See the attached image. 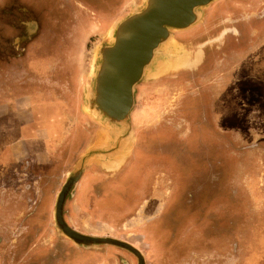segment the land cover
<instances>
[{
  "label": "rangeland",
  "instance_id": "1",
  "mask_svg": "<svg viewBox=\"0 0 264 264\" xmlns=\"http://www.w3.org/2000/svg\"><path fill=\"white\" fill-rule=\"evenodd\" d=\"M34 1L21 0L18 4L17 0H4L0 3V56L3 57L4 63H30V61L24 60L26 54L27 56L33 54L30 47L39 49L43 47L45 42L50 43L53 40L57 46L60 39L64 42L62 50H48L46 63H73L76 65V69L80 73L79 76H82L78 83L79 91L83 85L85 91L86 86L92 82L95 69L100 63L101 49L105 45L112 44V35L116 24L130 13L141 10L145 5V0H114L116 14L113 17L109 19H99L97 16L94 17L95 19L89 17L84 25L88 27V32L82 34V36L79 32V35L76 34L75 37L72 28L76 20L61 18V12L64 10L63 6L70 3L68 0H52L49 8L41 4L39 7H35L38 3ZM209 5L199 9L201 15L199 20L190 27L186 29H169L171 39L160 48L161 52L134 86L133 106L128 118L124 121L126 132L117 131L115 133L117 150L114 148V137L112 139L107 132L102 133V131H99L102 123L89 116L83 108L85 104L84 92L82 100L79 97L77 98L79 116L64 115L62 117L65 125L64 134L67 137L65 141L68 142L71 139L72 128L75 124H77L78 129L82 125L84 130L81 139L78 141V147L82 150V155L88 148L102 150V153H97L88 160L92 159V162L101 164L98 167H101L102 170L105 167L104 170L107 171L117 170L121 163L128 159L124 167L125 169L129 168L123 179H120L118 186L126 187L127 185L130 190L140 183L139 188L144 190L146 178L143 176L141 178L140 171L143 164H146L147 159L144 156L147 146L143 150L140 147L139 137L136 141L137 129L143 130L148 135V140L152 144L148 143V148L151 150L150 152L148 149V159L155 164L157 160L155 147L158 143L154 137L157 135L155 125L161 126L164 129L163 131L166 132V135L161 139L162 145H170L172 140L178 142H176L175 148L176 155L169 149L168 153L158 157L159 161L164 165H168L167 163L174 160V164L177 166L176 170L178 171L179 168L181 177H184L181 183H183L182 187L185 191L191 190L195 195L213 192L209 197L210 201L215 204L223 203L227 207V211L218 216L220 220H227L229 224V227L225 229L227 239L224 242L218 240L220 247H217L218 243L216 245L214 240H211L213 241V248L217 247L221 251H237L238 255L242 256L241 264H264V186L262 183L259 195L255 197L252 194V185L249 179L253 176V172L261 173L260 168L262 165V163L251 164L250 162L255 161L253 159L255 156H264V154H260L264 150L262 148L264 147V63H236V61L234 63H223L217 66L211 78L198 79L196 85L189 84L188 80L191 73L195 72L196 75H201L199 68L202 65L199 66V63H201L203 51L200 49L202 43L198 45V48H193V45L189 43L191 42L189 41L190 38L193 39L199 36L201 29L196 30L199 31L198 34L193 32L181 35L179 38L175 37L178 33L187 32L200 24ZM224 7L223 4L214 6L208 13V19ZM34 8L41 11L44 16L40 21L41 32H38L37 37H26L23 40L21 37L26 35V31H24L26 26L24 22L16 21L14 12L28 11L31 13ZM83 11L87 12L85 9ZM19 25L20 27H18ZM226 31L227 28L223 29L218 36L210 40L218 39ZM2 32L5 34H1ZM60 33H62L61 36H59ZM16 38L19 39L16 40ZM61 46L62 44H60ZM258 50L263 51L264 45ZM257 56L264 59V54L261 56V53H258ZM40 59H43V57L37 59L36 63H39L38 60ZM253 59V56L246 58L248 61ZM40 62L43 63L44 60H40ZM22 73L21 75L24 74ZM206 86L210 87L212 93L208 98L203 99L200 97V93L203 92V88ZM191 95L195 96V99L198 97L192 101L195 104L190 106L191 111L194 110V113H189L186 109L188 97ZM177 107L185 108V110L180 109V111H177ZM92 129L97 131L91 135L89 131H92ZM189 129H192L191 132H189ZM125 134L129 138H119ZM195 134H197V137L191 143ZM96 140L97 142H95ZM5 141L4 138L2 142L5 143ZM145 141L143 139V143ZM118 142H121L120 145ZM252 144L259 146L258 149L249 147ZM78 147L68 146L67 149L63 147L62 154L64 156L59 157L60 164H57V167L62 168L66 154L67 156H69V153L71 155L72 151ZM135 150H137L136 154L132 155ZM93 159L95 160L93 161ZM153 172H155V168L150 169L151 176L149 179L147 178L148 182L153 183L156 179ZM18 177V173L13 169L5 171L1 178V190L25 189L27 182L25 183L23 180L20 183ZM31 177L32 175L28 176L29 180ZM25 180H27V175ZM20 184L22 186L18 187ZM204 184H206V188ZM87 185L89 184L87 183L85 187L81 188V195H86L88 192L89 186ZM178 186L179 184H177ZM151 190L149 185L147 192L133 203L135 204L134 207L139 202L142 203L144 198L147 199L146 204L148 205L158 203L160 195L154 194L155 192H151ZM150 195H153V197ZM169 199L170 201L174 200V196L172 195ZM117 201V198L113 196L100 202V205L107 209L114 206ZM39 206L40 204L37 205V207ZM65 211H67L66 216H70V218H67L68 221L72 225H76L75 228L85 232L113 234L111 233L112 230L110 231L108 227L101 223V221L108 222V219H110L108 211H103L98 215L94 212L89 215V211L85 210L83 212L86 217H78L82 211L78 212L77 215L75 209L69 206ZM31 213V211L0 213V218L4 223L0 226V257L3 253L4 264H11L10 256L12 255L16 257V264H28L30 253L45 245L49 239L50 241L51 239L54 240L56 243L54 244V250L59 247L64 249L63 251L58 249L53 252L55 257L60 258L65 253L68 255V264H80L81 260L78 261L77 259L81 255L71 251L70 245L73 242L63 240L65 236L56 227L53 212L49 213L42 210L39 213L35 212V215H30ZM138 216H141V211L138 212ZM147 216H150V212L147 213ZM231 223H237L238 228H231ZM127 230L130 229L127 228ZM151 230L155 232L154 228ZM221 230L223 232V229L213 228L216 233ZM118 232L121 231L116 230L115 234ZM138 242L140 241L136 239L135 245H137L134 247L137 249L139 247ZM66 245L69 247L66 248ZM159 248H161L160 244ZM88 250L84 249L83 252ZM140 250V253L145 257L146 252ZM43 255L38 254L36 264H40L39 258ZM90 256L91 254H87L81 259L87 261V257Z\"/></svg>",
  "mask_w": 264,
  "mask_h": 264
},
{
  "label": "crops",
  "instance_id": "2",
  "mask_svg": "<svg viewBox=\"0 0 264 264\" xmlns=\"http://www.w3.org/2000/svg\"><path fill=\"white\" fill-rule=\"evenodd\" d=\"M3 1L0 0V3ZM59 45L57 43L56 46V42L53 40L50 43L45 42L39 49L30 47L31 51L33 50L32 56L26 54L24 57V60L26 59L30 63H4L3 57L0 56V140L2 143L0 145V213L27 211L32 209L33 204L35 205L38 200L41 206L39 212L40 210L53 212L59 190L82 156L78 141L81 139L83 129H78L75 124L72 128L71 139L68 142L65 141L67 137L64 134L65 125L62 118L64 115L79 116L77 98L82 100L84 85H81L79 91L78 83L82 76H79L80 73L73 63H46L47 51L51 49L61 51ZM50 46L51 48H49ZM27 50L31 52L29 49ZM41 52L43 53L41 54ZM41 57L43 59L40 60H44V62L41 63L38 60L39 63H36V60ZM20 70L24 73H22L23 75ZM96 131V129H92L91 135ZM4 138L5 143L2 142ZM68 146L78 148L73 150L71 155L70 153L69 156L66 154L62 168L57 167V164H60L59 157L64 156L62 148L67 149ZM79 150L80 152H78ZM127 162L128 159L117 170H114L115 174L120 173L123 176L124 166ZM93 165L101 164L95 162L86 164L72 193L65 199L63 216L65 206L75 209L76 213L87 210L89 215L98 210L93 207V200L94 198L98 199L101 195L100 188L89 187L87 194L90 208L86 207L84 198L79 197V189L86 180L87 174L92 173ZM8 169H13L18 173L20 183L27 175L28 183L25 189L1 190V178ZM104 169L106 168L104 167ZM100 170H102L101 167ZM29 175H32L30 180L28 179ZM19 186L21 187L22 184ZM136 187L137 185L133 187L134 189L129 190L126 185V187L121 186L112 190L109 197H116L117 203L107 209L100 207V213L103 212L102 210L110 213L108 220L111 221L114 228H129L130 233L137 234L136 236L141 234L149 241H162L163 246L157 247L155 253V264H241L242 256L238 255L237 251L221 252L217 248L207 247L205 245L207 234L196 232L193 229L184 233L183 237L181 236L182 241H179V248L175 245H167V240L173 237L174 217L171 216V213L165 214L164 210H159L161 214L157 213L154 215V219H151L150 216H147L150 210L142 209L140 202L134 207L133 203L139 197ZM139 211H141V216H138ZM68 217L70 218V216ZM69 223L67 224L69 225ZM2 224L4 223L0 218V226ZM238 226L237 223L230 224L231 228H238ZM152 228L155 232L151 230ZM69 240V238L65 239L66 242ZM50 244L51 246H49ZM54 244H56L55 241L49 239L45 245L35 250V254H44L39 258L40 264H50L49 256L46 254H53ZM104 245L84 246L73 243L70 245V249L81 254L84 249L94 250ZM67 247L69 246L66 245ZM138 250L141 251L139 248ZM1 257L4 258L3 253ZM10 257L11 264H16L15 255ZM29 257L28 264H33L34 262L32 263ZM58 262V264H62L60 261ZM66 263L68 264V260Z\"/></svg>",
  "mask_w": 264,
  "mask_h": 264
},
{
  "label": "flooded vegetation",
  "instance_id": "3",
  "mask_svg": "<svg viewBox=\"0 0 264 264\" xmlns=\"http://www.w3.org/2000/svg\"><path fill=\"white\" fill-rule=\"evenodd\" d=\"M18 4L21 0H17ZM26 1V0H25ZM70 3L63 6V11L61 12V18H68L71 20H76L74 27L72 30L76 34L79 35V32L82 34H86L88 32V27H85L86 21L89 19V17L95 19L94 17L100 18H106L109 19L113 17L116 14V6L114 0H68ZM34 2H37L38 4L35 5V7H39L40 4L44 5V7L49 8L51 5L52 0H35ZM220 4L225 5V7L221 11H217L212 18L208 19V13L209 11L214 7L218 6ZM14 6V5H13ZM85 9L87 12L83 11ZM217 9V7H216ZM86 13V14H85ZM91 13V14H90ZM94 15V16H92ZM14 17L17 22H24L26 28L24 31H26V35L22 36L21 38L24 40L26 37H37L38 32H41V24L40 21L44 16L41 14V11H37L35 8L33 9V12H14ZM83 18V19H82ZM64 26V24H63ZM20 27V25L18 26ZM34 27V28H33ZM227 28V31L220 36L218 39L211 41L210 39L218 36V34L223 30ZM201 29V33L197 38H190L189 42L193 45V48H198V45L202 43V46L200 49H202V56H201V63H199V68L201 70V75H196L195 72L189 76V84L196 85V81L198 79L206 80L207 77L211 78V75L213 71L217 68V66L222 65L223 63H264V59L261 57L259 58L257 56L258 53H261V56L264 54V50L259 51L258 49L263 47L264 45V0H217L214 2H211L208 9L204 12L203 20L200 24L193 27L191 30L187 32L178 33L175 38H179V36L184 34H191L193 32H197L196 30ZM199 32V31H198ZM197 32V34H198ZM19 38H16V40ZM208 40V41H207ZM20 41V40H19ZM23 42V41H21ZM204 42V43H203ZM62 44L60 47L61 50L63 48V41L58 40V44ZM60 46V45H59ZM200 47V46H199ZM65 49V48H64ZM263 53V54H262ZM253 56V60H246V58ZM199 70V71H200ZM198 72V71H197ZM210 87L208 86L203 88V92L200 93V97L203 99L208 98V96L211 94ZM195 95V94H194ZM193 97V98H191ZM195 96H189L188 97V103L186 109L189 111V113H194V110L191 111V105L195 104L194 98ZM207 105V103H206ZM180 109L185 110V108L177 107L176 110L180 111ZM95 125V124H93ZM91 126V125H90ZM155 132L157 133L156 136V149L155 154L157 156V160L154 164V162L149 161V144L150 140H148V135L145 134L143 130L137 129V135H136V141H138V137L140 139V147L144 149V147L147 146V149L145 151L146 157V164H143V167L140 171L141 178L142 176L146 178L145 183V189L141 190L140 183L137 184L136 190L138 191V198L139 200L141 195H144L147 192V187L150 185L151 192H155L154 194L160 195L158 198V203L156 204H146L147 199L144 198L142 200V209L147 208L150 210V218L154 219V215L161 212L159 210H164L163 213L168 214L171 213V216L174 217V225L172 228V236L169 238L166 242L167 245L180 247L179 241H182L181 236L184 235V233L189 232L190 229H193L196 232H203L207 234V239L205 240V245L211 246L213 248V241L217 247H220V242H224L227 239V233L226 230L227 227H229V224L227 220L222 221L219 219V215L223 212L227 211L226 205L223 203H212L209 199L211 194L213 192L205 193L202 195H195L191 190H186L182 187L183 183H181L182 180H184V177H181L180 171L177 166L174 164V160H172L170 163H167L168 165H164L162 162L159 161L158 157L163 156V154L168 153V150L170 149L175 155H176V142L177 140H172V144L170 145H162V138L164 135H166V132H164L163 128L161 126L155 125ZM82 127V125H81ZM80 127V129H81ZM93 127V126H91ZM83 129V127H82ZM84 130V129H83ZM151 131L153 129H150ZM192 129H189V132H191ZM146 131V130H145ZM92 132V131H89ZM82 134V133H81ZM197 134H195V137L192 142H194ZM201 136V135H199ZM152 137V136H151ZM143 139L146 141L143 143ZM155 142V141H154ZM149 143V144H148ZM257 143V142H256ZM137 144V142H136ZM135 144V146H136ZM152 145V144H150ZM253 149H258L256 144H252L249 146ZM264 148V147H262ZM149 149V150H148ZM148 150V151H147ZM133 151L132 155L136 154ZM151 152V150H150ZM259 153V152H258ZM173 154V156H174ZM264 154V150L262 153ZM255 156L253 159L254 162H250L251 164H261L260 172L261 173H255L253 172V176L249 178L251 180L252 185V194L256 197L259 195V190L261 189L260 186L263 183L264 186V156ZM173 158V157H172ZM263 159V160H261ZM131 162V160H130ZM243 162V161H242ZM132 162L130 163V165ZM129 168V167H128ZM127 168V169H128ZM155 168L154 177L156 179L153 183L150 181H147V178L151 176L150 169ZM125 169V171H127ZM170 170V171H169ZM123 172V176L126 172ZM115 171H105L100 170V168L96 165H93L92 173H88L86 180L83 182L79 189V197L81 196L84 198V202L87 208H90L91 205L88 204V192L86 195H80L81 188L87 186H92L93 188L101 189V195L97 198H94L93 200V207L97 208L98 210L94 213L97 215L100 213V202H102L105 199H109L110 193L112 190L120 187L118 186L120 179H123V176L120 175V173L115 174ZM23 175V174H22ZM153 178V174H152ZM23 179L25 183L28 181ZM29 179V178H28ZM177 184L179 186L177 187ZM27 185V184H26ZM148 185V186H147ZM206 184H204V187ZM89 189V188H88ZM173 192V193H172ZM262 194V193H261ZM164 195L166 196L164 198ZM174 196V200L170 201L169 197ZM153 197V195H150ZM151 198V197H150ZM149 199V197H148ZM135 201V202H136ZM39 200L37 203L32 206V209H28L27 212H32L30 215H35L36 213H39V209L41 206L37 207ZM134 202V203H135ZM68 206H65V209ZM84 211V210H83ZM77 213L78 217H86L84 215V212ZM105 211V210H102ZM152 211V212H151ZM41 212V210H40ZM67 211H64V220L66 223H68V219L66 216ZM86 213V212H85ZM87 214V213H86ZM37 215V214H36ZM80 219V218H79ZM83 221V219H81ZM219 220V221H218ZM24 223V222H23ZM102 224L105 225V227H108L113 234L109 233H93V232H85L83 230H80L78 228H75L69 223V226L73 228L74 230L84 233L87 235L97 236V237H111L115 238L124 242H129L132 244V246L135 245L136 239H138V248L142 249L145 253L144 263L146 264H153L155 260V253L157 250V247H159V244L163 246L162 241H149L145 236L132 234L135 236H131L129 234L130 231L127 230V228H118L115 229L111 223V221H101ZM220 228L223 229L221 231H213V228ZM119 230L121 232H118L115 234V231ZM180 232V233H179ZM182 232V234H181ZM183 237V236H182ZM192 238H194L192 236ZM65 240V238H63ZM203 244V242H202ZM214 245V246H216ZM214 247V248H217ZM60 251H63V248H58ZM58 249H55L57 251ZM67 251V250H66ZM221 251V250H220ZM35 252V251H34ZM30 254L32 263L34 262L36 264V260L38 257V253ZM140 252V251H139ZM222 252V251H221ZM87 254H91L90 257H87L86 259H81ZM49 256L50 264H58L60 261L62 264H67L66 261L68 260V255L65 253L61 255L60 258L55 257V254H46ZM81 257H79L77 260L80 261V264H138V257L129 249H126L125 247L118 246L115 244H105L101 248L97 249H89L88 251L83 252L81 251ZM143 256V254H141ZM31 263V262H30ZM33 263V264H34ZM0 264H4V258H0Z\"/></svg>",
  "mask_w": 264,
  "mask_h": 264
},
{
  "label": "water",
  "instance_id": "4",
  "mask_svg": "<svg viewBox=\"0 0 264 264\" xmlns=\"http://www.w3.org/2000/svg\"><path fill=\"white\" fill-rule=\"evenodd\" d=\"M212 1L214 0H146L141 10L135 11L119 22L115 33V42L110 46L105 45L101 49L100 63L95 69L92 82L86 86L84 91L85 104L83 108L89 116L102 123L103 126L101 125L99 131H102V133L107 132L111 135L112 139L114 137L115 150H117L115 133L117 131L126 132L124 121L128 118L133 106L134 86L143 75L142 69L149 64L145 62L150 56L151 51L157 46L161 37L170 33L169 29H186L198 21L201 16H198V12L200 13L199 9L209 5ZM133 31L136 32V36L144 35L142 46L141 41L139 42L140 45L136 46V50L138 51L136 59H123L122 63H107V59L111 56L110 54L117 47L122 51L125 47L127 50L128 47L129 50L131 49L130 44L125 46L124 44L129 32ZM146 37L147 40H145ZM142 51L144 54L143 58ZM118 85L123 86V98L116 91ZM127 137L128 135L125 134L119 138L126 139ZM88 149L81 156L75 169L68 175L57 194L53 211L55 225L65 237L69 238L76 245L95 246L100 244H115L132 251L138 257V264H145L139 250L131 244L111 237H97L80 233L71 228L63 218L65 199L72 193L86 164L92 162V159H88L97 153H102L100 149Z\"/></svg>",
  "mask_w": 264,
  "mask_h": 264
},
{
  "label": "bare ground",
  "instance_id": "5",
  "mask_svg": "<svg viewBox=\"0 0 264 264\" xmlns=\"http://www.w3.org/2000/svg\"><path fill=\"white\" fill-rule=\"evenodd\" d=\"M132 13H134V12H132ZM132 13H130V14H132ZM199 15H200V13L198 12V16ZM122 20H120V21H122ZM119 22L116 24L115 30H114V34L112 35V41H111L112 44L115 42V33L117 31L116 29H117V25L119 24ZM150 31H151V28H150ZM136 37H138V38H136ZM143 38H144V35L142 36V34H141V36H136V32L135 31L129 32L128 38H127L126 43L124 44V46L127 45V44L128 45L130 44L131 45L130 46L131 49L129 50V47H128V50H127V48L125 47V49L122 51L118 47L116 48V50L111 48L114 51H113L112 54H110L111 56L107 59V63H122L123 59H125V60L126 59H136V55L138 54V51L136 50V46H138L140 41H141V46H142ZM150 39H151V37H150ZM170 39H171V34L170 33H167L166 35H164L163 37H161L159 39V41L157 43V46L154 47V49L151 51L150 56L147 58V61L145 62V63H149V64L142 69V73L143 74L146 72L147 68L153 62V60L156 58V56L161 52L160 48L162 46L166 45L169 42ZM145 40H147V37L145 38ZM139 51H140V48H139ZM143 57H144V54H143V51H142V58ZM127 63H128V61H127ZM107 75H109V73H107ZM116 91H117L118 95H120L123 98V96H122L123 95V92H122L123 91V86H119L118 85L116 87ZM116 149H117V147H116Z\"/></svg>",
  "mask_w": 264,
  "mask_h": 264
}]
</instances>
